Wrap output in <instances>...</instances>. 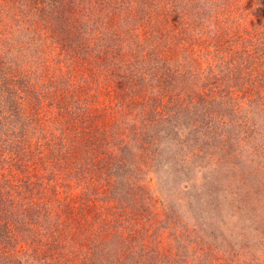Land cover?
Here are the masks:
<instances>
[{
    "label": "trees",
    "instance_id": "16d2710c",
    "mask_svg": "<svg viewBox=\"0 0 264 264\" xmlns=\"http://www.w3.org/2000/svg\"><path fill=\"white\" fill-rule=\"evenodd\" d=\"M10 2L15 8L9 3L3 14L0 9V264L48 262L52 248L63 264H89L94 251L84 239L94 235L122 255L108 264H140L126 254L131 240L143 244L134 236L141 234L144 242L150 237L141 231L142 216L116 209L110 193L122 196L146 183L116 169L110 177L111 171L130 149L132 163L156 162L158 143L174 138L187 145L180 158L173 146L168 149L177 173L189 171L182 169L184 161L214 154L210 137L222 140V132L233 130L224 118L250 111L249 91L235 95L232 89L243 68L264 62V0H221L208 3L211 12L198 0L184 7L180 0ZM176 5L187 13V24L217 40L204 50L203 67L195 52L203 39L187 27L176 32ZM214 9L224 18L219 31ZM254 12L255 22L245 23ZM259 72L264 82V70ZM249 78L252 89L255 80ZM258 140L249 152L255 165L264 163V139ZM204 144L211 151L201 152ZM203 166L198 172L219 182V170ZM126 219L132 220L127 230ZM114 221L124 229L116 236ZM70 243L77 260L61 251ZM103 257L95 264H103Z\"/></svg>",
    "mask_w": 264,
    "mask_h": 264
},
{
    "label": "rangeland",
    "instance_id": "374dc122",
    "mask_svg": "<svg viewBox=\"0 0 264 264\" xmlns=\"http://www.w3.org/2000/svg\"><path fill=\"white\" fill-rule=\"evenodd\" d=\"M180 1L183 7L189 4L193 5L192 0ZM218 1L221 0H198V3L205 5L206 9L211 12L213 7L208 3L215 6ZM9 3H11V7L15 8L14 3L10 0H0L2 14ZM257 5L259 4L254 5V10H261V6ZM176 7L172 16H176V24L178 23L181 28L176 29V32H181L183 27H187L193 37L198 35L203 39V43L195 45V47L197 46L195 52H200L198 58L203 67L207 61L206 58H203L204 50L207 47L211 49L212 44L217 40L207 39L205 32H199L193 23L187 24L185 21V17L188 18L187 13L180 6L176 5ZM216 11L218 10H215V14H213L216 19L214 29L219 31L224 18L221 13L216 14ZM256 15L258 14L254 12L245 23L247 21V24L255 22ZM228 21L233 23L230 18ZM225 25L227 26L226 23ZM244 27L250 28L249 25ZM204 28L205 26L201 27V29ZM18 30L19 28L15 24L13 31L18 32ZM252 69L255 71H251ZM263 70L264 62L256 69L252 66L247 69L243 68L237 76L235 89H232V92L239 95L244 88L249 91L247 95L251 94L249 96L252 100L248 106L250 111L245 113L246 116L242 118L222 117L227 123L225 128L227 129L231 124L233 130L222 132L220 134L223 136L222 140L218 135L210 137L209 144L215 142L217 147L214 149V154L205 156L206 161L202 159L200 161L196 159L184 161L182 169L189 168L190 172H175L170 166L173 159L166 158L171 146H173V155H176L177 158L183 157L187 152V145L178 143L177 138L168 143L164 141L158 143V148H162L157 150L156 162L147 165L134 162V160L132 163L127 155L133 149L120 153L119 160L116 161L118 163L112 169L110 177L116 169L117 172L128 176L130 180L136 178L137 181L146 184H144V188H135L132 185L131 189L122 196L118 194L113 196L117 193L114 189L113 193H110L111 201L115 200V208L123 210V213L142 216L141 231L146 229L150 236L148 239L144 238L146 242L141 234L134 236L139 239L137 243L143 244L138 246L135 240H131V251L126 254L128 260L140 264H264V163L260 159L255 165L256 159L249 155V152L255 149L253 146L261 143L258 139H264V110L262 104H259L261 96L257 97L259 91L264 94V82H259L260 78L258 79L256 74ZM249 76L255 80L251 82L252 89L247 85ZM254 88L259 91L257 92ZM202 141L203 139L200 140L199 145L202 144ZM211 149L208 144H204L201 152L202 150L211 151ZM204 164L210 169L213 167L219 170L220 174H217L219 182L205 178L204 173L207 174V172H198L201 167L204 171ZM111 187L113 189V186ZM73 190L77 196V188ZM64 194L63 192L62 196ZM216 203L218 207L215 206ZM215 214L218 215V219L214 217ZM118 222L120 221L112 222L114 225L111 228L112 234L114 233L115 236L118 234V230H127L129 225H132L130 224L132 220L126 219L122 223L124 227L122 229V225ZM112 238H114L113 235L109 236V240ZM84 241L86 246H90L88 250L94 251V256L89 258V264H95L101 254L104 255L101 259L103 264L105 262L106 264L114 263L113 259L121 261L123 259L122 255L112 251L113 246L109 245L108 248L106 244L101 245L105 241H101L100 237L97 238L95 235L85 237ZM17 243V248L23 246L20 242ZM117 243L115 241L114 246L120 247ZM95 244H97V248L93 247ZM71 245V243L64 246L62 244L61 251L65 256L77 260L79 253ZM51 252L54 257L48 262L45 261L48 258L39 259L40 264H63L56 258L58 254L53 248ZM90 252H88L89 257L91 256ZM3 259H0V262H4ZM39 261L35 258L32 263L39 264L37 263ZM125 263L127 262L125 261Z\"/></svg>",
    "mask_w": 264,
    "mask_h": 264
}]
</instances>
